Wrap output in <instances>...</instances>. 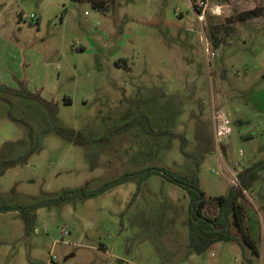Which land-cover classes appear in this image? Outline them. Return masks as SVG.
Returning a JSON list of instances; mask_svg holds the SVG:
<instances>
[{
  "label": "rangeland",
  "instance_id": "rangeland-1",
  "mask_svg": "<svg viewBox=\"0 0 264 264\" xmlns=\"http://www.w3.org/2000/svg\"><path fill=\"white\" fill-rule=\"evenodd\" d=\"M0 0V194L31 204L149 168L240 191L258 249L189 246L190 198L159 173L90 198L0 212V264H245L264 250V0ZM97 2V3H98ZM143 119V120H142ZM223 119V120H222ZM147 121L152 132L144 130ZM229 128L218 133L220 122ZM256 169L242 187L239 173ZM237 179V185L232 181ZM256 262V263H257Z\"/></svg>",
  "mask_w": 264,
  "mask_h": 264
},
{
  "label": "trees",
  "instance_id": "trees-1",
  "mask_svg": "<svg viewBox=\"0 0 264 264\" xmlns=\"http://www.w3.org/2000/svg\"><path fill=\"white\" fill-rule=\"evenodd\" d=\"M74 1V0H73ZM78 1V0H77ZM92 3L93 6L99 7L102 6L100 2L95 0H88ZM203 0H190L192 7L197 12H200L201 6L199 2ZM98 2V3H97ZM264 10V5L260 4L256 7L242 11L240 13L234 14L232 17L233 20L244 21L252 16L257 14H261ZM0 90L9 91V88L5 85H0ZM143 120V119H142ZM142 125L145 131L154 133L153 130L149 127L147 121H142ZM259 167H264V162L259 163ZM247 171L250 173H239L240 181L242 183V187H245L247 182L251 179L255 178L256 169L249 168ZM151 173H159L165 179L170 182H173L182 188H184L190 198V209H189V217H188V238H189V246L196 253H202L204 250L209 248L211 245L218 241H229L235 240L237 237L232 234L228 216L232 213L234 218V224L240 233L241 240L247 245L251 251L258 255V249L255 245L253 239L250 237L247 229L244 225L245 218V210L244 206L239 203L238 196L240 195V191L237 190L233 195L235 189L231 190L226 196L219 195L214 197L219 206V214L216 217L208 218L202 215V210L205 207L207 200L205 198L204 192L201 190L199 185V178L196 173L191 176L177 174L167 169L161 168H149L139 173H127L123 174L109 182H106L101 187L94 190H87L85 188L64 191L59 197H54L38 202H34L31 204H19L14 203L10 204L1 196L0 194V212H8V211H17L23 214L27 221V230L30 229L31 225L34 221V215L31 214L34 210L52 204H59L62 201L76 199V198H90L95 197L105 191L108 188H111L115 185H118L126 180H129L135 176H139L140 178H146ZM233 195V196H232ZM232 196V200H231ZM255 261L252 258H247L245 264H254Z\"/></svg>",
  "mask_w": 264,
  "mask_h": 264
},
{
  "label": "built area",
  "instance_id": "built-area-1",
  "mask_svg": "<svg viewBox=\"0 0 264 264\" xmlns=\"http://www.w3.org/2000/svg\"><path fill=\"white\" fill-rule=\"evenodd\" d=\"M219 1V0H217ZM199 5L201 6L200 12L197 13L198 19L201 20L203 18V13L205 9L209 8L210 10L214 11L216 9L220 8L219 4H216L215 0H203L199 2ZM223 120V119H222ZM218 133H227L229 131V128L224 124V122H220L217 125ZM233 184L237 185V179L235 178L234 181H232ZM260 264H264V250L261 255Z\"/></svg>",
  "mask_w": 264,
  "mask_h": 264
},
{
  "label": "water",
  "instance_id": "water-1",
  "mask_svg": "<svg viewBox=\"0 0 264 264\" xmlns=\"http://www.w3.org/2000/svg\"><path fill=\"white\" fill-rule=\"evenodd\" d=\"M258 166H259V164H258L257 166H255L254 168H256V167H258ZM254 168H253V169H254ZM248 173H249V172H248ZM236 191H237V189L234 190L233 195L235 194ZM233 195H232V196H233ZM232 196H231V200H232Z\"/></svg>",
  "mask_w": 264,
  "mask_h": 264
},
{
  "label": "crops",
  "instance_id": "crops-1",
  "mask_svg": "<svg viewBox=\"0 0 264 264\" xmlns=\"http://www.w3.org/2000/svg\"><path fill=\"white\" fill-rule=\"evenodd\" d=\"M256 262H257V261H255V263H254V264H260V261H259V262H257V263H256Z\"/></svg>",
  "mask_w": 264,
  "mask_h": 264
},
{
  "label": "flooded vegetation",
  "instance_id": "flooded-vegetation-1",
  "mask_svg": "<svg viewBox=\"0 0 264 264\" xmlns=\"http://www.w3.org/2000/svg\"><path fill=\"white\" fill-rule=\"evenodd\" d=\"M248 172H249V171H247V174H249V173H250V172H249V173H248ZM216 216H217V215H216ZM216 216H215V217H216Z\"/></svg>",
  "mask_w": 264,
  "mask_h": 264
}]
</instances>
